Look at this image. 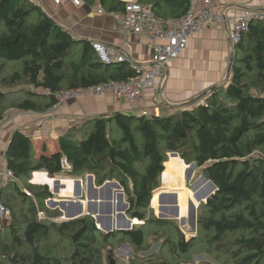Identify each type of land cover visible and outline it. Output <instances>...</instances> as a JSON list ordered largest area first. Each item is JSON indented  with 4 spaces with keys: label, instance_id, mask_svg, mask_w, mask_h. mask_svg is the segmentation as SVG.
Here are the masks:
<instances>
[{
    "label": "trees",
    "instance_id": "1",
    "mask_svg": "<svg viewBox=\"0 0 264 264\" xmlns=\"http://www.w3.org/2000/svg\"><path fill=\"white\" fill-rule=\"evenodd\" d=\"M99 1L109 12H123L126 6L123 0ZM140 1L166 19L181 18L191 4V0ZM7 62H19L20 69L0 81L8 87H0V122L9 106L45 112L62 90L135 75L128 62L104 64L91 41L76 39L33 0H0V75ZM21 95L28 98L19 100ZM170 152L179 153L188 165L196 163L216 186L215 193L201 204L200 232L210 234V242L218 251H226L233 264H264L263 22L252 23L236 45L230 81L212 89L203 102L182 106L170 115L117 111L91 116L58 138L57 151L39 155L32 137L15 130L5 155L15 179L2 185L0 201H7L9 192L29 200L25 189L43 202L53 198L46 185L25 188L20 184L36 171L77 179L88 173L95 175L99 186L107 180L119 181L130 205L127 215L137 218L134 223H144L132 230L106 233L90 215L67 220L57 211L41 220L31 198L28 215L22 219L13 213L0 229V264H104L105 251L114 258L111 243L119 236L136 249L144 248L146 226L166 227L177 221L156 218L151 211ZM176 175L171 181H178ZM178 182L187 187L185 180ZM210 190L202 185L198 193ZM168 191L172 190L165 189L166 197ZM175 228L180 229L177 224ZM4 231L9 240L3 238ZM53 237L58 240L46 246ZM64 240L72 248L68 256L58 254ZM191 242L182 235L175 247L187 254Z\"/></svg>",
    "mask_w": 264,
    "mask_h": 264
},
{
    "label": "crops",
    "instance_id": "2",
    "mask_svg": "<svg viewBox=\"0 0 264 264\" xmlns=\"http://www.w3.org/2000/svg\"><path fill=\"white\" fill-rule=\"evenodd\" d=\"M33 1L41 5L78 40L100 41L116 47L137 63H146L152 58V40L138 34H124L121 30L122 22L118 16L114 12H109L99 0L87 1L81 6H75L70 0H63L60 4L53 0ZM98 5L105 9L104 14L97 12ZM246 8L264 9V0H222L220 2L217 10L225 14V23L208 26L191 38L181 56L166 68L164 76L157 80L155 86L146 90V107L152 113L170 115L182 106L203 102L212 89L228 82L231 78L229 59L233 55L229 30L234 16ZM117 111L140 113L139 107L129 102H120L110 94L82 96L71 100L57 113H50L49 110L37 112L13 109L9 114L6 113L0 130V167L7 166L6 150L15 130H21L32 137L38 155L52 153L58 150V138L73 126L82 124L91 116L110 115ZM182 164L184 165L183 162ZM34 173L36 178L43 174L46 183H50L51 180L56 181L54 177L49 178L45 171ZM1 179L5 180V178L0 176V189L6 183ZM61 179L56 189L67 187L63 190V195L66 190L69 192L68 188L72 183L78 182L73 178ZM80 182H83V179ZM55 195L60 197V194L56 193L53 197L55 199ZM7 220L4 219V222Z\"/></svg>",
    "mask_w": 264,
    "mask_h": 264
},
{
    "label": "rangeland",
    "instance_id": "3",
    "mask_svg": "<svg viewBox=\"0 0 264 264\" xmlns=\"http://www.w3.org/2000/svg\"><path fill=\"white\" fill-rule=\"evenodd\" d=\"M233 58L235 62V53L229 59L230 65H231V61ZM19 69H20L19 62H7L4 71L0 75V81L2 80L4 76L6 77L12 74L14 71L19 70ZM230 73H231L230 77H232V70L230 71ZM230 79L228 80V82L230 81ZM228 82L224 84H220L218 86L226 85ZM1 84L2 83L0 82L1 88L8 89V87H3V84L2 85ZM23 87L26 88V85H23ZM26 98H28V96L26 97L24 95H21L18 97L19 100H23ZM40 102L42 104L43 102L45 103L46 101H38L39 104ZM13 109L16 110L15 108L13 107L10 108L9 106L6 108V112L9 114ZM182 162L184 163L185 166L182 164ZM188 167L189 165L186 164L183 160H181L179 155L169 156L168 169L164 173V179H163L165 180L167 186L164 187L163 189L160 187V189L156 191V193L154 194L153 206L155 208L156 214L155 212H153L154 209H151L153 216L158 218L157 215L160 216L162 212L169 214L168 211L164 210L165 205L177 206L179 208V209H176L179 212V215H178L179 219L180 220L185 219L184 225L182 226L180 225L179 221L173 220V222L175 221L174 223L177 224V226L179 225V228H180L179 231L176 230L174 223H170L166 227H164V225L163 226H158V225L146 226L145 225L147 238H146L145 247L142 249H136L130 242L126 241V239L122 241L121 236H119L116 240H114L111 243V245L114 246V258L112 256L110 258L109 252L105 251L104 260H103L104 264H108L109 260L111 261L115 260V261H118L119 263V260L120 258H122V256L125 257V260H126L124 261L126 262L125 264H133V262H136L138 264L139 263L143 264L146 262H149V263L153 262L154 264H233V261L230 259L226 251H223V252L218 251V246L210 242L211 240L210 234H207L205 232H200L199 225H198L199 221H197V227L195 229L193 227V223L191 221L192 208L190 207V198H192L194 202H196L195 200L196 193L198 192L199 187L202 185L203 186L205 185L207 189H212V188L207 182H204V181L200 182L199 185L193 188L192 186L193 183L198 179V177H200L203 174H201L200 168H198L197 166H195L194 168H190V169ZM176 173L178 176L176 175ZM42 175L43 174H41L40 177L36 178V174L33 173L30 178L23 179L20 182V184L24 186L25 188H30L29 187L30 185H37V186L45 185L46 181L43 178L44 176ZM89 175L90 174L88 173L84 174V176H82L83 182L78 181L76 184L72 183L68 188L69 192L68 190L64 192V195L78 197L77 199L82 203L85 213H87L86 211H87V208L90 202L93 203L91 205L97 210L104 209L110 204L108 193H105L104 195H101V196H97L96 199L94 197L93 191L90 194V191L88 190L89 188H91L90 178H88ZM174 175L178 177V181L185 180L187 187H184L182 185V182L179 183L175 178H174L175 181L174 180L171 181ZM49 178H53V177H49ZM161 180H162V177H161ZM1 181L9 182L10 180L1 179ZM50 183L52 184V186H54V188H57L56 186L57 184L55 180H51ZM66 188L56 189V190H61V192L59 191V194L61 195L63 194V190H65ZM117 188L113 186L108 187V190L111 192L110 195H113V207L114 208H118V206L122 207L124 204L122 197L120 195V192L118 191L119 189ZM165 189L166 190L176 189V191L178 192V196L176 200L174 201V203L173 202L171 203V198L166 197V194L163 193L165 192ZM29 190L31 194L30 195L27 194L26 196L27 198H29V200L25 199V197H22V198L20 196L16 197L15 195H13V192H9V194L6 197L7 201H5L4 203H7V205L9 206L10 211H11V216L6 222H4V219L0 218V221H1L0 229H4L5 225L12 220L13 213H16L18 217L22 219L25 214L28 215L27 211L29 210L31 198L34 200V202L38 206V216L41 220L47 219L48 216L51 215V212L59 211L62 213V211L59 209L60 205L57 204V203L60 204L58 199H61V197H59L58 195H55L56 199L49 198L43 202L35 197V194L31 189ZM125 198H126V195H125ZM65 203L70 211L76 210V205L78 202L65 201ZM50 205L52 206L54 205L58 207L52 208ZM201 206L202 205H200L197 210L198 220L201 214H204L203 206L202 207ZM3 235H4L3 238L5 240H9L10 236H9L8 231H4ZM182 235L184 239H186L187 241H192L191 243L193 247L190 249V251L187 254L180 253L178 250V247L177 246L175 247V245H177V243L180 241ZM57 240H58L57 237H53L50 240V242L45 243V245L52 246L54 242H56ZM71 252H72V248H71L70 243L65 240L61 241L60 244L58 245V254L68 256L70 255Z\"/></svg>",
    "mask_w": 264,
    "mask_h": 264
},
{
    "label": "built area",
    "instance_id": "4",
    "mask_svg": "<svg viewBox=\"0 0 264 264\" xmlns=\"http://www.w3.org/2000/svg\"><path fill=\"white\" fill-rule=\"evenodd\" d=\"M60 4L63 0H53ZM75 6H81L88 0H70ZM222 0H191L187 13L179 19H166L156 14L153 7L140 0H126L123 12H114L122 22V32L126 35L138 34L152 40L153 55L149 62L137 63L121 49L109 46L103 42H92L93 48L104 64L128 62L135 71V75L123 80H110L88 87H76L65 89L56 94V102L49 108L50 113H57L71 100L79 99L85 95L104 96L112 95L116 100L129 102L139 107L140 113L150 116L153 113L146 107V90L155 86L157 80L165 74L166 68L186 49L189 40L195 37L201 30L208 26H218L225 23L224 13L217 10ZM97 12L105 13V9L98 5ZM264 23V9L246 8L233 18L229 30L232 53L236 51V45L241 42L243 36L254 22ZM34 89V88H32ZM2 122H0V130ZM0 176L5 180L15 179L11 168L0 167ZM28 195L29 190H25ZM10 208L0 202V218L9 219ZM125 257L120 258L119 263L125 264Z\"/></svg>",
    "mask_w": 264,
    "mask_h": 264
},
{
    "label": "water",
    "instance_id": "5",
    "mask_svg": "<svg viewBox=\"0 0 264 264\" xmlns=\"http://www.w3.org/2000/svg\"><path fill=\"white\" fill-rule=\"evenodd\" d=\"M233 63H234V58L231 61L230 71L232 70ZM169 155H179V153L170 152ZM167 162L168 161H166L165 164H164L165 169L163 170V173H162L161 188H164V187L167 186L165 180H163L164 179V173L167 170ZM195 166H197V164L193 163V164L189 165L188 168L189 169L190 168H194ZM89 178H90V183H91V188H92V189L91 188L88 189L90 191V194L93 191L94 197L96 199L97 196H101V195H104L105 193H108L110 204L104 209L97 210L91 205L93 203L90 202V204L88 205L87 211H86L87 213H85L84 207H83L82 203L77 199V197L75 198V197H72V196H68V195H63L62 194V195H60L61 199H58V201L60 202L59 208L62 211L64 219H67V220L77 219V218H79V217H81V216H83L85 214L86 215H90V216H92L95 219V223H96L97 227L100 230H102V231H104L106 233H111V232H114V231H128V230H132L135 225H139V224L144 223L143 221H141L139 219H138L139 220L138 223H134L135 219H137V218L133 219V218H130L127 215V211L129 209L130 205H129V202L125 198L124 188L122 187V185L120 184L119 181H117L115 179L114 180H107L102 185L97 186L95 184V176L93 174H90ZM55 179H56V184H57L56 186H58L62 179L61 178H55ZM74 180L75 181H82V179H77V178H74ZM202 181L207 182L208 184H210L212 189L210 191H207V192H201V193L197 192L196 193V197L199 200V205H196L194 200L192 198H190V207L192 208V219H191V221L193 223L194 229L197 227V221H198V219H197V210H198V207L202 203H206L208 201V199L216 191V186L214 185V183L211 180H209L205 175H201L200 177H198V179L192 185L193 188L195 186L199 185V183L202 182ZM45 185H47L50 188V190H51V192L53 194L59 193V191L61 192V190H56V188H53L52 185L49 182L46 183ZM109 186H113V187H116V188L118 187L117 189H119L118 191L120 192V195H121L122 200L124 202L122 207H119V206H118V208H114L113 207V195H110L111 192L108 190ZM161 192H163V191H161ZM167 196L169 198L177 197L178 196V192L176 191V189H173L172 191H168ZM153 199H154V196H153L152 201H151V207L154 209V212L156 214L155 208L153 206ZM65 201H67V202L68 201H74V202L76 201V202H78L77 205H76V210L70 211L69 208L67 207ZM53 207H54V205H53ZM176 207L177 206H167V205H165L164 206V208H165L164 210L168 211L169 214L162 212L160 214V216L157 215V217L160 218V219L177 220V221H179L181 226L184 225L185 219L184 220H180L179 219V216H178L179 212L176 210ZM101 227H105L104 230ZM111 263L115 264L114 261H111Z\"/></svg>",
    "mask_w": 264,
    "mask_h": 264
},
{
    "label": "flooded vegetation",
    "instance_id": "6",
    "mask_svg": "<svg viewBox=\"0 0 264 264\" xmlns=\"http://www.w3.org/2000/svg\"><path fill=\"white\" fill-rule=\"evenodd\" d=\"M176 209H179L178 207H176Z\"/></svg>",
    "mask_w": 264,
    "mask_h": 264
},
{
    "label": "bare ground",
    "instance_id": "7",
    "mask_svg": "<svg viewBox=\"0 0 264 264\" xmlns=\"http://www.w3.org/2000/svg\"><path fill=\"white\" fill-rule=\"evenodd\" d=\"M210 185V184H209ZM212 188V187H211Z\"/></svg>",
    "mask_w": 264,
    "mask_h": 264
}]
</instances>
